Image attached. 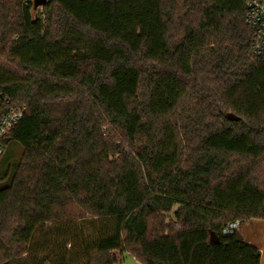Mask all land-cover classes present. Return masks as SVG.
<instances>
[{"label": "trees", "instance_id": "obj_1", "mask_svg": "<svg viewBox=\"0 0 264 264\" xmlns=\"http://www.w3.org/2000/svg\"><path fill=\"white\" fill-rule=\"evenodd\" d=\"M245 1L0 0V264H260L223 233L264 220Z\"/></svg>", "mask_w": 264, "mask_h": 264}, {"label": "built area", "instance_id": "obj_2", "mask_svg": "<svg viewBox=\"0 0 264 264\" xmlns=\"http://www.w3.org/2000/svg\"><path fill=\"white\" fill-rule=\"evenodd\" d=\"M245 21L252 29V52L264 56V0H246ZM24 106H13L11 100L0 93V159L2 158L9 137L18 122L24 116ZM238 221L231 222L223 229V233L236 232Z\"/></svg>", "mask_w": 264, "mask_h": 264}, {"label": "rangeland", "instance_id": "obj_3", "mask_svg": "<svg viewBox=\"0 0 264 264\" xmlns=\"http://www.w3.org/2000/svg\"><path fill=\"white\" fill-rule=\"evenodd\" d=\"M19 145L15 142L10 141L6 146V154L8 158H15L19 153ZM3 167L0 166V172H2ZM237 231L244 239H249L261 250L260 264H264V220H251L249 222H244L240 224ZM116 253V252H114ZM121 264H140L135 261L133 257L124 253Z\"/></svg>", "mask_w": 264, "mask_h": 264}, {"label": "water", "instance_id": "obj_4", "mask_svg": "<svg viewBox=\"0 0 264 264\" xmlns=\"http://www.w3.org/2000/svg\"><path fill=\"white\" fill-rule=\"evenodd\" d=\"M47 0H33V4L35 7H40V6H43L45 3H46ZM228 118L230 120H233V119H238L236 118L232 113H228ZM235 235H236V239L237 240H240L241 239V235L239 234V232L236 230L235 232ZM211 242H215V237L213 235V233H211V238H210ZM116 264H120V263H116Z\"/></svg>", "mask_w": 264, "mask_h": 264}, {"label": "crops", "instance_id": "obj_5", "mask_svg": "<svg viewBox=\"0 0 264 264\" xmlns=\"http://www.w3.org/2000/svg\"><path fill=\"white\" fill-rule=\"evenodd\" d=\"M241 238L243 239V240H246L248 243H253V242H251V240H249V239H244L243 237H242V235H241ZM254 244V243H253ZM260 249V248H259ZM260 253H261V250H260ZM261 258V257H260ZM134 259V258H133ZM135 260V259H134ZM136 261V260H135ZM138 262V261H137Z\"/></svg>", "mask_w": 264, "mask_h": 264}]
</instances>
